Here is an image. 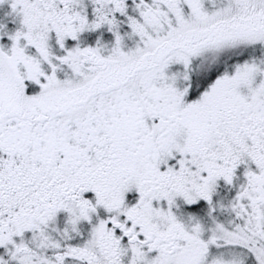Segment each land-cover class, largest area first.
<instances>
[{
	"label": "snow or ice",
	"instance_id": "6c2138e0",
	"mask_svg": "<svg viewBox=\"0 0 264 264\" xmlns=\"http://www.w3.org/2000/svg\"><path fill=\"white\" fill-rule=\"evenodd\" d=\"M0 264H264V0H0Z\"/></svg>",
	"mask_w": 264,
	"mask_h": 264
}]
</instances>
